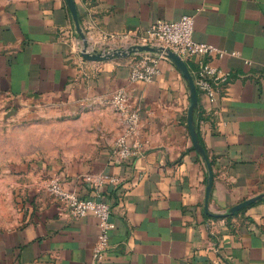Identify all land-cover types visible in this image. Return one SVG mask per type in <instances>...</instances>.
Returning <instances> with one entry per match:
<instances>
[{"label":"crops","instance_id":"crops-1","mask_svg":"<svg viewBox=\"0 0 264 264\" xmlns=\"http://www.w3.org/2000/svg\"><path fill=\"white\" fill-rule=\"evenodd\" d=\"M73 1L84 36L68 0H0V96L78 111L124 89L139 106L138 155L111 161L122 131L111 107L117 120L100 153L55 174L67 189L111 204L102 264H264V0ZM185 14L194 16L196 41L226 50L210 61L230 72L216 100L198 92L193 123L207 160L191 135L189 82L170 58L146 83L129 78L140 52L83 56L85 47L140 45L153 23ZM98 237V218L72 217L43 182L27 192L18 223L0 230V264H90Z\"/></svg>","mask_w":264,"mask_h":264},{"label":"rangeland","instance_id":"rangeland-1","mask_svg":"<svg viewBox=\"0 0 264 264\" xmlns=\"http://www.w3.org/2000/svg\"><path fill=\"white\" fill-rule=\"evenodd\" d=\"M112 113L109 103L72 111L59 103L0 96V230L18 223L31 188L100 153L117 120Z\"/></svg>","mask_w":264,"mask_h":264},{"label":"built area","instance_id":"built-area-1","mask_svg":"<svg viewBox=\"0 0 264 264\" xmlns=\"http://www.w3.org/2000/svg\"><path fill=\"white\" fill-rule=\"evenodd\" d=\"M194 25V16L185 14L176 21L158 20L145 29L139 36L138 44L155 48V51L138 53L130 67V80L153 82L160 73L161 59L167 58L168 52L172 51L186 63H194L192 75L198 92L207 95L212 101L216 100L227 87L230 72L215 65L210 58H222L226 50L196 41L193 38ZM247 63L251 62L247 60ZM108 103L122 126L111 152V161L123 164L138 155L142 147L139 140L140 108L124 89L116 90ZM100 181L115 182L116 179L103 176ZM45 187L72 217L81 218L93 214L98 218L99 237L93 248L90 264H102L110 247L111 231L115 227L111 219V204L101 199L84 197L75 190L67 189L59 176L46 180Z\"/></svg>","mask_w":264,"mask_h":264},{"label":"water","instance_id":"water-1","mask_svg":"<svg viewBox=\"0 0 264 264\" xmlns=\"http://www.w3.org/2000/svg\"><path fill=\"white\" fill-rule=\"evenodd\" d=\"M68 3L70 5V8H71L73 14H74V17H75V20L77 23V27H78V31L82 36H84V34L80 28L79 22H78V16H77V10L75 7V3L73 0H68ZM143 50L155 51V48H152L150 46H144V45H136V46H132L130 48H127L125 50H109V51H104V52H89V51H87V48L85 47V49L83 51V56L89 60L103 61V60H109V59H113V58L126 57V56L131 55L134 52H141ZM167 58H170L178 66V68L182 71L184 77L189 82L191 102H190V106L188 109V121H189L190 130H191V135H192L193 142H194L196 148L203 154L204 158L207 160L208 157H207L206 151H205L204 147L199 142L198 135L195 131V127H194V123H193L194 109L198 104V89L194 83L193 75L190 72V69H189L187 63L179 55L175 54L172 51H169L167 54ZM210 181H211V178H210ZM251 202H252V200L243 202V203L235 206L233 208V211H236V210L250 204Z\"/></svg>","mask_w":264,"mask_h":264}]
</instances>
